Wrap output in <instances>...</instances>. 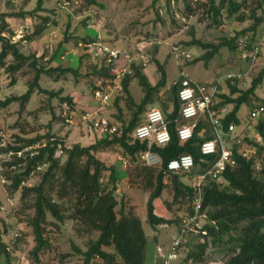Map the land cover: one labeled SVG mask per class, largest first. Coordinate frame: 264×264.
<instances>
[{
    "label": "rangeland",
    "instance_id": "obj_1",
    "mask_svg": "<svg viewBox=\"0 0 264 264\" xmlns=\"http://www.w3.org/2000/svg\"><path fill=\"white\" fill-rule=\"evenodd\" d=\"M94 1L98 5L88 6L85 0H41L43 11L36 17L27 16L13 21L11 28L14 29L19 22V27H17L21 33H15L16 30L12 37L8 33L3 34L5 37H10L11 42L17 43L20 52L29 56V60L15 73L13 85L10 83L11 76L6 71V67H0V101L9 96L22 95L26 92L27 84L32 81L35 75V71L29 67V63L33 60L32 57L38 66L46 68H67L69 66L78 68L77 76L70 73L54 72L52 75H41L39 79L40 87L48 92L55 93L60 90L61 96L72 97L76 107L73 111L68 103H61L56 97L52 98L36 91L22 110L19 109L17 102L9 104L6 108L0 107V143L5 147L7 145H22L21 142H18L19 139L43 138L47 134L62 138L68 146L78 143L87 147L102 136L100 132L92 129L81 119L83 113L93 112L98 105L91 92L96 81L92 72L94 69L100 68V61L91 54L83 53V50L77 47V43L83 42V39H87V37H91L93 40L97 39L121 52V56L116 60L112 70L114 74H117L120 68L126 64L123 57L125 52H130L133 57V65L142 67L141 72L151 85H155L161 77L156 62L162 66L165 74V87L153 94L152 103L146 107L145 112L157 106L163 114L165 111L169 112L172 108V88L181 76H187L198 85H210V83L216 84L220 77L227 74L248 72L245 84L239 85L240 89L245 90L249 87L251 80L264 68V48L253 64L240 60L235 50H230L228 47H222L216 56L205 64L202 60L194 62L201 58L205 51L188 44L192 38L213 45L222 43L224 40L228 41L253 23L249 16L251 9L256 7L257 1L262 2V7L257 9L256 15L262 16L264 0H238V2L245 1V7L239 12V15L245 14L244 22L233 18L228 19L225 11L227 5H225L219 17V25L212 22L210 15L206 13L207 7H203L208 3V0ZM37 2L38 0H0V15H3L4 21L9 24L11 19L20 12L32 11ZM219 2L216 0L215 4H219ZM186 3L191 6V13L185 9ZM45 15L49 17L50 25L46 27L42 35L31 40L25 39L38 26V16ZM174 49H178L179 52L185 51L189 54V58L176 57ZM4 64L6 66L12 64V57L8 56L4 59ZM116 81L118 82V80ZM225 91V82L219 81L217 93ZM129 92L136 103H139L144 97L138 78L131 79ZM218 100L219 98L216 97L214 102ZM258 106L264 107V80L255 90L249 103L240 107L237 114L240 126L235 128V134L241 139L247 136L253 143L264 146L256 129L258 121H264V113L258 120L249 121V112ZM227 109V112L231 110V106H228ZM116 112V109L111 105L106 114V117L111 120V126L115 127H117L114 122L115 118L111 116ZM123 116L128 118V112L125 109H123ZM248 123L252 124V128L247 133L243 131V128ZM204 127L205 133L211 129L208 124ZM45 140L46 138H43L34 145L42 144ZM244 150L255 151L258 162L264 163V151L261 150L262 152L258 155V149L247 142H244ZM7 153L5 152L1 157L0 241L7 246L12 264H36L30 255L35 246L32 228L29 225V219L33 212L32 209L27 208L31 205L32 197L28 196L22 200L21 187L16 191L10 189V178L17 170L16 166L10 165L11 162H14V156ZM95 155L105 165H113L120 178L126 175V172L122 170L121 160L123 159L118 153L103 150ZM56 157H59L61 161L64 160L60 151L56 152ZM179 176L184 184H194V179L190 176L183 173ZM39 179L36 172L22 186H36ZM164 183V190L156 201L155 214L159 217L170 216L172 219L182 221L188 214L190 206L186 202H173L170 178L166 177ZM221 186L224 187L226 184L221 183ZM123 187L124 189H122ZM123 187L118 193L116 192V198L118 201L123 200L126 212L131 210L142 222L146 234L145 264H150L149 256L153 247L152 236L154 237V233L146 221V202L149 191L144 190L136 180L133 184L128 181ZM201 224L203 226L207 224V215ZM178 225L171 228L166 227L159 233L158 237L165 246L170 243L171 232L173 233ZM62 229L61 232L56 229H46V236L50 241L51 248L40 255L38 264L84 263L83 253L87 250L89 241L96 239L97 233L78 234L70 221H66ZM166 231H169L170 234H167ZM226 239L224 238V241ZM205 242L207 247L203 260L196 262L192 259L190 264H219L228 259L229 253L226 246L223 244L213 245L210 238L206 239L193 234L188 235L186 242L181 247L180 258L186 261L187 253ZM1 264H5L4 261ZM90 264H101V262L94 258Z\"/></svg>",
    "mask_w": 264,
    "mask_h": 264
},
{
    "label": "trees",
    "instance_id": "obj_2",
    "mask_svg": "<svg viewBox=\"0 0 264 264\" xmlns=\"http://www.w3.org/2000/svg\"><path fill=\"white\" fill-rule=\"evenodd\" d=\"M215 1L208 0V3L203 6L207 7L206 13L210 15L214 24L219 25V17L225 5H227L225 11L228 19L233 18L239 22L246 20L245 14L239 15L241 9L245 7V1L219 0V4H215ZM85 3L88 6L98 5L94 0H85ZM261 7L262 2L257 1L256 7L251 9L249 16L253 23L228 41L224 40L222 43L213 45L192 38L188 44L205 51L202 57L194 62L202 60L207 64L222 47L235 50V42L241 35L245 36L251 33V39L256 42L263 26L264 11L262 16L256 15L257 9ZM185 9L188 13L192 12L188 3L185 4ZM42 11L41 0H38L32 11L20 12L15 18L12 17L13 19L9 24L4 21L3 15H0V67H6V71L11 76V85L15 82V73L29 60V56L20 52L18 44L10 41V37L19 27V22H17L18 25L12 29L13 21L27 16L36 17ZM38 19V26L25 39L31 40L41 36L46 27L50 25V19L47 15L38 16ZM4 33L10 34V37L3 36ZM92 41L91 37L83 39V43ZM8 56L12 57V64L6 66L4 59ZM32 59L29 67L35 71V75L32 81L27 84L26 92L22 95H12L5 98L0 101V107L6 108L9 104L17 102L19 109L22 110L36 91L52 98L56 97L61 103H68L71 111H73L76 107L72 97L61 96L60 90L55 93L48 92L40 87L39 79L41 75H52L54 72L70 73L77 76L78 68L72 66L46 68L38 66L36 60L33 57ZM156 64L159 72H161V77L155 85L149 84L146 76L141 72L142 67L135 65H132V73L125 75L120 81L121 89L116 91L110 100V104L117 111L111 116L115 118L114 122L117 125L113 133L100 136L97 141L87 147L78 143L68 146L62 138L47 134L43 136L46 138L45 145L38 149V155L27 158L26 164L20 167L17 165L24 162L22 159L14 158V162L10 163V165L16 166L17 170L10 178V189L16 191L21 187L22 200L28 196L32 197L31 205L27 208L32 209L33 212L29 219V225L32 228L35 246L30 255L36 264L40 261V255L51 248L50 241L46 236V229L51 228L61 232L66 221L72 222L74 230L78 234L97 233L96 239L89 241L87 250L83 253V264H90L95 256L99 257L101 264H145L146 235L141 221L131 210L125 211L123 200H117L116 191L120 176L113 165L107 166L96 157L95 153L103 150L118 153L123 159L121 161H124L126 165L128 164L125 172L129 183L133 184L136 180L144 190L149 191L146 202V221L151 228L178 224L179 228L181 224V221L177 219H165L157 216L154 212L153 202L161 196L166 177L170 178L172 201L188 203L190 208H188L187 215L193 213L192 202L196 196V186L184 184L180 179V173H169L167 164L182 155H190L194 167L190 173H184V175L193 178L195 174L204 171L208 164L211 165L217 156L203 158L200 153V145L213 138L211 129H209L210 134L209 132L205 133L204 126L210 125L206 117L199 119L190 140L181 143L178 139L176 127L181 123V120L177 90L182 76L172 88V108L163 114L170 134L169 142L164 146L152 144L149 148L146 141H140L133 137V131L142 121L146 107L152 103L153 94L165 87L163 68L158 62ZM114 65L115 63L109 67L101 66L94 69L92 73L95 80H115L116 74L112 71ZM134 77L138 78L144 92V97L139 103L133 100L129 92V84ZM263 80L264 68L251 80L247 89L242 90L239 86L225 81L226 91L215 94L212 110L218 111L221 108L231 106V110L220 119V130L223 134L226 133L227 127L231 124L235 127L240 126L238 111L243 104L249 103L250 98ZM216 97L219 100L214 102ZM110 104L109 106H111ZM123 109L128 112L127 119L123 116ZM256 129L264 145L263 120L258 121ZM43 138L19 139L18 142H21L22 145H7L4 149L1 148L0 152L19 151L25 147L34 146ZM242 140L257 148L258 155L264 151V146L253 143L247 136ZM147 150L158 155L159 167L151 168L142 162L141 154ZM236 150V148L233 150L235 165L227 166L220 181H210L202 189L201 211L207 215V224L203 226L207 235L203 237L210 238L213 245L220 246L223 244L227 247L229 257L219 264H264V163L260 164L256 155L246 160L238 155ZM58 151L62 152L63 161L59 157H54ZM203 160H207L208 163H203ZM256 161L260 164V171L258 172L254 168ZM45 164L47 165L45 170L37 172L40 179L36 186H22L29 180L31 173L38 166ZM219 182L225 183L226 186L222 187ZM242 224L244 225L241 226ZM224 238H227L226 241ZM206 247V242L199 244L195 250L187 253V260L202 261ZM2 261L5 264H12L7 246L0 241V264Z\"/></svg>",
    "mask_w": 264,
    "mask_h": 264
},
{
    "label": "built area",
    "instance_id": "obj_3",
    "mask_svg": "<svg viewBox=\"0 0 264 264\" xmlns=\"http://www.w3.org/2000/svg\"><path fill=\"white\" fill-rule=\"evenodd\" d=\"M15 33H21L18 30ZM252 34L249 33L245 36L239 37L236 42L235 52L240 60L249 61L251 64L261 55V50L264 48V19L260 37L256 42L251 39ZM77 47L83 50L85 54H91L100 61V67H109L116 62L121 56V52L110 47L107 44L95 39L89 43L78 42ZM176 57L182 56L189 58V54L185 51L174 49ZM125 65L120 68L115 76V80L109 79H96L92 97L98 102L97 108L93 112H85L81 116L83 122L89 124L94 130L100 132L101 135L106 133H113L116 130L115 126H111V120L106 117L111 98L114 93L121 89L120 81L122 78L132 73L133 57L130 52L123 53ZM142 58V57H141ZM247 73H232L224 77H220L216 84L198 85L191 81L188 77L182 76L179 87L177 90V97L180 103L179 116L181 123L176 127L178 139L181 143L190 140L193 137L194 129L200 118L206 117L211 130L213 138L204 141L200 145V153L203 158L217 156L215 161L204 169L199 174L194 175V185L196 186V196L192 202V214L186 215L182 219L180 227L178 228L177 237L171 242L168 251L163 256V264H190L191 259L188 261L183 260L180 254V249L186 242L189 234L206 236L207 232L203 229L201 221L206 219V214L201 211L202 209V189L208 182H218L221 179L222 173L227 166L235 165L234 148L236 153L242 158L249 160L256 154L253 150H244V142L235 134V126L233 124L227 127V131L223 134L220 130V119L227 113L226 107L218 111L212 110L213 99L217 93V84L219 81H229L233 85L245 84ZM118 80V82L116 81ZM264 113V107L258 106L249 112V121L254 122L258 120ZM252 124L248 123L244 126L243 131L249 132ZM133 137L146 141L149 148L152 144L164 146L170 140L167 123L163 113L156 108H151L145 112L142 121L135 127ZM45 144H36L34 146L25 147L19 151H8V155L14 158L22 159L24 162L18 164L17 167L26 164L27 158H32L38 155V149ZM5 147L0 143V149ZM4 149V148H3ZM4 153L0 152V170H1V157ZM56 157V154L55 156ZM142 162L151 168L160 166V159L157 154L147 150L141 154ZM203 163H208L203 160ZM122 166L126 167V163L122 161ZM47 165L38 166L31 175L36 172H42ZM194 167L193 159L190 155H182L177 159H173L167 164V171L169 173L184 174L190 173ZM255 171H260V164L256 161ZM3 183V181H2ZM158 250H160L158 248ZM95 259H99L95 256Z\"/></svg>",
    "mask_w": 264,
    "mask_h": 264
},
{
    "label": "crops",
    "instance_id": "obj_4",
    "mask_svg": "<svg viewBox=\"0 0 264 264\" xmlns=\"http://www.w3.org/2000/svg\"><path fill=\"white\" fill-rule=\"evenodd\" d=\"M143 66H145V64H143ZM187 77V76H186ZM153 108H156V109H159V106H157V107H153ZM226 109H227V107H226ZM228 110V109H227ZM122 170L123 171H125V167H123L122 166ZM125 183H128V178H127V176L125 175L124 177H122V178H120L119 179V182H118V185H117V193L121 190L120 188L121 187H123V185L125 184ZM126 187V186H125ZM128 187V186H127ZM122 189H124V187L122 188ZM158 199H155L154 200V202H153V205H154V212H155V207H156V201H157ZM167 201H168V199H167ZM169 212V211H168ZM162 218H165V219H172L170 216H168V217H162ZM141 224H142V222H141ZM175 227V225H160V226H157V227H155V228H151L152 229V231H153V233H154V237L152 236V240H153V247H152V249H151V251H150V256H149V258L151 259V262H150V264H163V256L166 254V252L168 251V248H169V246H170V244H171V242L173 241V239H174V237H176L177 236V234H178V227L176 226V230L172 233L171 232V241H170V243L167 245V246H165V244H164V242L160 239V237H158L159 236V233L163 230V229H166V227H169V228H171V227ZM142 227H143V224H142ZM143 230H144V228H143ZM145 231V230H144ZM170 231V230H169ZM169 231H166V233L168 234H170V232ZM146 235V234H145ZM158 248L160 249V250H158Z\"/></svg>",
    "mask_w": 264,
    "mask_h": 264
}]
</instances>
